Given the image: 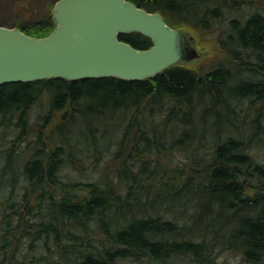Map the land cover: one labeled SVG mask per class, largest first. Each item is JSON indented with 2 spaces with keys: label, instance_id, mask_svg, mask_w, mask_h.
<instances>
[{
  "label": "trees",
  "instance_id": "1",
  "mask_svg": "<svg viewBox=\"0 0 264 264\" xmlns=\"http://www.w3.org/2000/svg\"><path fill=\"white\" fill-rule=\"evenodd\" d=\"M57 1L0 0V25L46 37L56 27ZM128 1L161 13L173 28L177 21L206 29L212 20L225 19L228 13L223 10L229 4V0ZM231 24L230 65L239 71L220 65L202 74L177 64L138 81L57 78L0 85V142L13 132V148L21 144L33 151L22 171L32 192H39L38 213L49 218L30 226H38L36 234L51 251L36 258V264H119L130 258L178 264L183 257L192 264H229L221 261L226 251L240 256L243 264H264V162L252 152L264 138L259 115L248 127L259 131L243 132L231 106L264 99L262 84L240 82L233 74H256L264 66V16L254 14L241 26L237 20ZM119 39L140 49L152 45L140 33L122 34ZM242 54L259 64L243 61ZM46 102L47 111L30 124L31 111ZM58 112L63 113L60 123L43 138L42 126L36 123L41 119L49 123ZM117 115L118 133L123 135L112 155L118 162L113 173L105 166L102 181L65 182L67 151L73 159L78 150L100 156L98 124ZM16 150L7 152L6 167ZM175 151L181 155L178 166L167 162V154ZM49 187L69 191L57 198ZM20 212L21 208L0 216V257L13 244L11 225L15 218L21 221ZM100 233L102 239L97 241L95 235ZM2 238L10 240L7 245Z\"/></svg>",
  "mask_w": 264,
  "mask_h": 264
},
{
  "label": "water",
  "instance_id": "2",
  "mask_svg": "<svg viewBox=\"0 0 264 264\" xmlns=\"http://www.w3.org/2000/svg\"><path fill=\"white\" fill-rule=\"evenodd\" d=\"M53 17L57 26L46 37L0 26V85L57 78L138 81L199 57L192 37L128 0H59ZM131 33L149 37L152 45L140 49L119 39Z\"/></svg>",
  "mask_w": 264,
  "mask_h": 264
},
{
  "label": "rangeland",
  "instance_id": "3",
  "mask_svg": "<svg viewBox=\"0 0 264 264\" xmlns=\"http://www.w3.org/2000/svg\"><path fill=\"white\" fill-rule=\"evenodd\" d=\"M214 4L215 1L211 2L210 5L213 6ZM226 8V10H223L225 13L224 15L228 13L225 19L212 20L213 25L209 29L197 26L196 24H187L175 21L176 28L184 29L183 31L188 37L194 38L193 46L198 48V51L201 53V57L188 66L189 69L204 74L214 68L219 67L220 65H224L227 69L229 68L233 71H239V69L237 70L234 65H230V63H232V59L230 58L228 51L232 48L234 49V47L231 48V46L228 44V36L232 35L233 33L231 22L232 20H237L241 26L254 14L264 16V0H229V4H226ZM229 9H231L233 13L230 14ZM227 10L229 12H226ZM243 54V61L250 62L254 65L259 64L255 63V61L253 60H248V57ZM256 70H258L259 72H256V74L252 75L247 73H233L235 75L234 79H239L240 82L252 80L254 82L262 84V86L264 87V66H259ZM235 82L236 81L231 83L235 84ZM253 100L254 99L250 98L239 103L233 102L231 106L234 110L235 118L240 123L239 128L242 129L243 132L246 131L252 134L253 132H258L260 128V132H262L260 133V136L264 138V99L262 101L257 100L255 102H252ZM39 105L35 106L30 113L32 115L30 117V124H32L33 122L35 123L34 120L36 115L47 111V105L49 104L46 102L45 105ZM62 114V112L53 114V118H49V123L48 120L43 119L39 120V122L36 123L39 124V128L42 126L41 129L43 130V138L51 134L53 129L57 127V125L60 123ZM257 115H261V117L259 118L261 127L258 128L257 126H255L258 128L257 130L255 129L254 131H249V125H252V123H254L255 119H257ZM119 119L120 116L118 115L115 116L113 120H111V118L108 116V118L105 119V121H103L102 123H97L99 126L97 124L94 125V127H99L96 133L98 141L101 140L100 150H102V154L100 156L98 155V153H95V156L93 158V155L84 149L85 151L78 150L76 152L78 158L73 159L68 155L69 150L67 151L68 153L66 152L67 154H65L64 157H67L65 162L66 165L63 168L62 173L65 182L68 183L69 180L82 183L102 181L101 171L105 166L111 167L110 173H113V170L115 169V167H117L118 162L113 161L112 155L118 148L117 141L121 138L120 136L123 135L121 134L123 133V131L120 134L118 133L121 123L116 124V121ZM107 125H110L112 127L110 128L109 126L108 131H106ZM123 129L124 126L122 130ZM104 131L108 133L107 137L101 139L102 135L104 136V134H106L104 133ZM168 131L170 132L172 131V129H169ZM18 133L19 132H17V134ZM0 135H3V132H0ZM7 135L9 138L5 141L0 142V216L3 219L4 214L7 215V213H9L10 215H12L15 211H19L21 208L22 212H20L19 214H21L22 219L20 222H17L16 218L12 221L13 224L11 225V228H13L12 230L16 237L12 238L11 236V241L13 242V244H9L8 247H6L4 254L0 257V261H9V263L7 264H36L34 260L36 258H44L46 252L50 250L47 249L45 240H43L42 237H39L36 234L35 229L38 226H30L41 220L47 221L49 220V218L38 213L41 211L40 209H38V206L40 204L35 198L39 195V192H32V189L34 188L25 181V176L23 175L22 171L25 160L29 157L30 154L33 153V151L22 146L21 144H18L17 150H19V155H16L15 153L17 152V150L16 148L12 147L14 145L15 134L12 132ZM31 135H33V133ZM31 135L29 138H31ZM35 136L36 135L34 134L33 137ZM259 143L261 144V147H256V149L252 150V152L260 162H264V142L260 141ZM203 145L206 146L205 143ZM11 148L16 151H14V154L12 155V164L9 167H6L5 165L8 162L7 152H9ZM171 153V155H169V153L167 154V162H170V165L172 166H178L177 163L181 162L180 152L175 151ZM201 154L205 156L203 151ZM98 158H101L99 162ZM97 162L98 165L96 168L95 165L97 164ZM4 167L5 170H3ZM13 179H17V181H14ZM26 187H28V189ZM49 189L50 193L52 192L57 198L65 196L66 191H69V187H65L64 189L58 191H53L52 187H49ZM80 196H85V193L80 194ZM95 237L97 238V241H99V239H102L101 233L96 234ZM48 240L50 249H52L54 239L51 236ZM1 241H3L2 243H5L7 245V242L10 240H4L2 238ZM8 248H11L13 250L10 251ZM222 255L223 256L221 261H226L229 264H243L241 257L235 253L226 251ZM120 263L158 264L148 258H130L128 260L119 262V264ZM178 264H192V262L189 260V258L183 257L182 260L178 261Z\"/></svg>",
  "mask_w": 264,
  "mask_h": 264
},
{
  "label": "bare ground",
  "instance_id": "4",
  "mask_svg": "<svg viewBox=\"0 0 264 264\" xmlns=\"http://www.w3.org/2000/svg\"><path fill=\"white\" fill-rule=\"evenodd\" d=\"M261 117V115H259V118ZM259 122H260V120H259ZM259 124H261V123H259Z\"/></svg>",
  "mask_w": 264,
  "mask_h": 264
}]
</instances>
